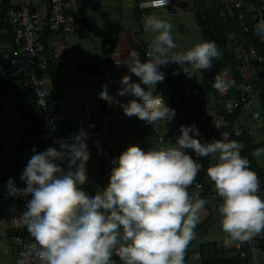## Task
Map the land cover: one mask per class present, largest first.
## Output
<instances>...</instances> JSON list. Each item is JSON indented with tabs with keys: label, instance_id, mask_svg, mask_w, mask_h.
Listing matches in <instances>:
<instances>
[{
	"label": "clouds",
	"instance_id": "obj_1",
	"mask_svg": "<svg viewBox=\"0 0 264 264\" xmlns=\"http://www.w3.org/2000/svg\"><path fill=\"white\" fill-rule=\"evenodd\" d=\"M168 2L151 0V6L165 7ZM172 28L170 22L146 15L145 32L156 34L146 51L147 59L141 62L136 49L127 57L129 71L140 83L124 75L117 92V96L130 95L132 99L120 102L109 94L107 84L99 97L109 106L119 104L126 116H135L153 128L175 117V109L155 91V85L165 79L161 66L176 63L191 78L197 71L210 69L221 55L214 41H200L174 53L177 44ZM226 77L227 71L215 77L218 91L234 84ZM179 132L174 144L167 142L147 151L127 146L112 161L108 185L91 196L82 189L90 159L85 130L74 135L71 143L60 142L59 150L33 149L21 175L26 187H16L12 178L7 187L11 196L32 197L21 219L35 240L29 247L40 264H112L113 252L123 264H184L199 213L208 203L202 198L193 202L187 191L201 165L186 149L197 157L211 158L207 176L222 199L220 226L230 240L245 243L264 233L260 180L250 161L241 155L244 146L226 138L202 143L195 138L200 135L195 124L181 125ZM253 155H264V148L255 149ZM65 159L67 170L58 163Z\"/></svg>",
	"mask_w": 264,
	"mask_h": 264
},
{
	"label": "crops",
	"instance_id": "obj_2",
	"mask_svg": "<svg viewBox=\"0 0 264 264\" xmlns=\"http://www.w3.org/2000/svg\"><path fill=\"white\" fill-rule=\"evenodd\" d=\"M74 15L82 22L81 29L73 34L61 31H46L45 44L47 50H57L61 55L68 53L69 59L51 61L47 74L52 79L50 97L57 111L62 112L64 119L55 126L53 134L64 143H71L74 135L81 129L88 134L87 146L90 159L86 164L87 182L82 186L91 196L98 188H104L109 183V177H103L100 165L95 161L101 146H107L118 157L129 145H137L147 151L159 143L156 136L163 134L161 145L174 144L176 137L169 133L167 123L160 122L154 130L152 125H145L137 117H128L119 104L109 106L100 99L103 86L107 84L109 94L122 103L132 99L130 95L117 96L121 88L119 81L124 75H130L133 82L140 83L139 78L129 71L128 53L136 49L140 56L151 43L155 33L145 32L144 18L154 14L157 18L166 20L173 25L172 32L177 48L174 53L183 52L193 44L204 41L196 12L187 10L183 13H173L167 7H153L147 10L143 17L137 8L139 0H69ZM188 2L189 0H184ZM200 7L213 9L215 5L225 0H191ZM264 2V0H262ZM9 2V1H8ZM15 3H28L32 10L37 11L42 18L48 15L46 0H14ZM234 26V25H233ZM236 28V27H234ZM233 27L229 28V44L232 36L238 34ZM13 33L11 27L0 18V171L9 170L12 176H20L33 149L42 152L49 147L58 148L51 133L42 128L39 113L31 109L28 95L21 87L20 76L8 68V57L13 50ZM105 40V41H104ZM262 45L260 42L258 43ZM108 61H118L108 80L103 81L101 75ZM165 74L163 82L155 85L156 93L160 94L165 103L173 104L177 109L178 120L184 124L189 117L204 121L211 106L218 102L217 89L203 88V73L197 71L194 77H187L180 66L169 63L161 67ZM182 73L179 81L181 91L175 89L176 76L174 72ZM253 71L258 72L264 81V66H258ZM167 83L170 87L158 92ZM142 87L147 90L146 86ZM138 99V98H137ZM255 107L261 111L263 119L253 122L243 134L235 135L231 140L238 141L244 147L241 153L251 158L252 170L262 183L261 198L264 199V155L256 157L253 151L264 148V96L255 97ZM40 123V128L39 127ZM195 137L202 143H208L201 135ZM37 131V132H35ZM35 140V141H34ZM37 141V142H36ZM201 165L197 178L202 181L205 190L197 193L192 200L205 199V208L199 213L200 221L195 229V238L189 243L184 264H203V259L216 260L217 264H238L243 261L238 253L237 244L231 241L220 226L218 206L222 200L212 199L211 191H216L214 182L207 176V157H197L191 149L185 150ZM65 170L68 160L58 161ZM23 210L26 206H22ZM24 213V212H23ZM0 207V264H15V253L10 247L12 221ZM17 228L26 229L19 226ZM248 264H264V255L253 250L244 259Z\"/></svg>",
	"mask_w": 264,
	"mask_h": 264
},
{
	"label": "built area",
	"instance_id": "obj_3",
	"mask_svg": "<svg viewBox=\"0 0 264 264\" xmlns=\"http://www.w3.org/2000/svg\"><path fill=\"white\" fill-rule=\"evenodd\" d=\"M46 2L48 15L45 18H42L37 11L32 10L28 3H15L14 0H9L3 15L13 27L14 47L8 57L12 70L14 73L23 76L22 85L29 101L39 113L43 124L42 128L51 133V137L55 142H59L61 139L53 134V130L56 124L63 120L65 116L62 112L57 111L51 101L50 85L52 79L47 74V70L51 61L60 60L64 62L69 59V54L61 55L57 50L48 51L44 40V31H61L70 35L79 29L81 23L72 12L69 0H46ZM165 7L177 14L187 10L196 11V5L191 0L188 2L169 0ZM137 8L140 15L144 17L147 10L153 8L151 0H139ZM216 17L223 23L234 25L238 30V34L233 35L231 40L234 70L237 72V78L234 80L236 93L227 98L230 87L223 92L217 90L218 102L212 105L209 118L198 121L190 117L185 124L178 120L176 107L171 103H167L168 107L175 109V117L167 122L166 128L175 137L180 135L179 127L181 125L195 124L211 141L220 138L230 140L231 132L225 127L226 115L231 114L236 109L238 113L233 118L234 134H240L253 122H259L263 119L261 111L255 107L254 100L264 88V81L260 79L259 73L253 70L258 66H264V53L258 49L255 42V39L264 42V3L262 0H225L216 5ZM149 44L140 56L141 62L147 59L146 51ZM117 62L108 61L107 67L101 75L103 81L110 78ZM175 76L176 82H178L175 89L181 91L182 87L179 81L182 80V73L179 72V75ZM231 77L232 73L228 71L226 79L230 81ZM169 87L168 82H165L158 89V92ZM221 102L223 108L220 107ZM142 122L145 125H150L144 121ZM153 129L156 130V127ZM0 136H2L1 132ZM156 138L159 141L157 146H160L164 139L163 134H158ZM56 149L59 150V148ZM241 155L250 161L252 169L250 156L244 153H241ZM114 158H116L115 154L107 146H101L95 161L101 166L104 178L110 176L111 169L114 166L112 164ZM207 159V166L209 167L211 158L208 157ZM8 181L9 178L0 181V207L12 218V229L19 226L26 227L21 217L27 209L23 210L22 207L15 206L10 202L11 195L8 192ZM14 183L16 187L21 188L16 181ZM262 188V183H260L258 193L260 196ZM82 189L86 191L83 187ZM202 189L203 184L196 177L195 182L188 187L187 191L192 199ZM210 196L212 199L222 200L216 191H211ZM23 197L28 198L29 196ZM9 240L10 247L15 253V264H40L35 251L30 250L29 246L34 244L35 240L29 232L12 233ZM237 247L241 259H245L253 250H258L264 255V233L254 237L249 242L238 243ZM111 260L112 264H123L119 255L115 252H113Z\"/></svg>",
	"mask_w": 264,
	"mask_h": 264
},
{
	"label": "trees",
	"instance_id": "obj_4",
	"mask_svg": "<svg viewBox=\"0 0 264 264\" xmlns=\"http://www.w3.org/2000/svg\"><path fill=\"white\" fill-rule=\"evenodd\" d=\"M8 1L9 0H0V18H2V20L3 19L5 20V22L11 27L12 33H13L12 25L4 18V15H3L4 9H5L6 5L8 4ZM195 5H196V11L195 12H196V15L198 18V23H199L201 30H202V33H203L204 41H214L215 44L217 45L218 49L220 50V53H221L219 58L213 60L212 67L210 69L202 71V73H203V88L206 90H210L214 87L215 77L217 75H222L225 71H227V72L229 71L232 73V77L230 78V81H234L237 78V72L234 70L232 44L230 43V46L228 47V44H229L228 38H229V33H230L229 28L230 27L234 28L235 26H233L232 24L226 23V22L223 23L217 19V17H216V5L213 9H211V8L207 9L205 7L202 8V7H200L199 4H197V1H196ZM80 23L81 24H80L79 29H81V27H82V22L80 21ZM234 30L236 31V28H234ZM46 31L47 30H45L44 33H46ZM44 40H45V35H44ZM255 42H256L258 49L264 53V42H262L258 39H255ZM259 42L262 45L258 44ZM7 64H8L9 70L11 69V71L14 73V71L12 70V67L9 63V59H8ZM14 74L20 76L21 87L24 90V92L26 93V91L22 85L23 76L21 74H17V73H14ZM235 93H236V91L234 90V84H233L230 87L229 93L226 97L230 98L233 95H235ZM260 94H263V96H264V88H262V90L257 95H260ZM220 107L223 108L222 102H221ZM31 109L35 110V106L32 103H31ZM211 110H212V106L210 108V112L207 115V118H209ZM237 113H238V110L236 109V110H233V112L231 114L226 115L225 127H227V129L230 130L231 138L234 137L235 135H241L244 133L242 131L240 134H234L233 118L235 117V115ZM193 118H195V117H193ZM56 126H57V124H56ZM38 128H40V123H39ZM244 131H246V130H244ZM35 132H37V131H35ZM200 132H201V130H200ZM201 135L208 143L211 142L210 138L207 135L203 134L202 132H201ZM231 138H230V140H231ZM60 142H62V141L60 140L59 142H56L57 146H59L58 148H60ZM207 158H206V166H207V161H208ZM207 168H208V166H207ZM7 178H12L14 181L17 182V184L21 188L26 187L25 182L21 181L20 176H12L10 174L9 170L2 169L0 171V181H3ZM205 189H206V187L204 188V186H203V190H205ZM28 196H29L28 198H24L23 196H11L10 202L12 204H14L15 206H19V207L26 206L28 201H30L32 198L30 194ZM25 231H26L25 228L24 229L15 228V229L11 230V234L12 233H24ZM242 260L243 261H241V262L238 261V264H248L247 262L244 261V259H242ZM203 264H217V261L214 259L211 260V259H208V257H205L203 259Z\"/></svg>",
	"mask_w": 264,
	"mask_h": 264
}]
</instances>
